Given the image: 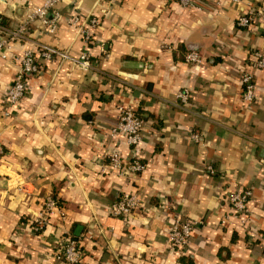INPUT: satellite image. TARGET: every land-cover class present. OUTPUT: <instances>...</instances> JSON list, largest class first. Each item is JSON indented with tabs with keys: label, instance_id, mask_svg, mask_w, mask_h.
<instances>
[{
	"label": "crops",
	"instance_id": "crops-1",
	"mask_svg": "<svg viewBox=\"0 0 264 264\" xmlns=\"http://www.w3.org/2000/svg\"><path fill=\"white\" fill-rule=\"evenodd\" d=\"M41 2L0 0V41ZM262 4L76 0L72 7L62 0L53 32L36 19L23 38L8 41L2 93L20 53L48 47L54 54L27 79L20 105L0 116V264H63L51 253L65 230L80 241L85 264H264V69L254 70L252 104L243 101L239 78L253 52H264V21L235 25L244 9ZM74 8L99 20L86 70L78 62L86 43L65 22ZM191 50L202 57L198 67L185 62ZM183 89L189 102L180 107ZM120 105L143 121L136 146L108 134ZM193 131L200 142L190 139ZM113 149L125 161L140 160L142 171L109 169L105 155ZM239 189L251 190L244 223L228 202ZM122 191L138 193L143 206L110 216L106 209ZM47 196L60 201L65 217L53 213L34 232ZM175 219L202 222L184 251L167 242Z\"/></svg>",
	"mask_w": 264,
	"mask_h": 264
},
{
	"label": "built area",
	"instance_id": "built-area-1",
	"mask_svg": "<svg viewBox=\"0 0 264 264\" xmlns=\"http://www.w3.org/2000/svg\"><path fill=\"white\" fill-rule=\"evenodd\" d=\"M41 4L31 9L30 14L17 29L6 31V39L0 41V56L7 57L6 49L3 52V47L10 40H17L24 37L28 25L38 19L44 24L50 32H53L61 18L58 9V4L62 0H41ZM233 3H239L240 0H230ZM74 6L76 0H69ZM182 7L194 6L197 0H178ZM264 21V4L244 9L236 18L235 25L237 27H249L256 20ZM66 25L71 29H75L85 43L93 42L94 30L99 24L97 16L81 15L76 9L71 10V13L66 16ZM102 48V45L100 44ZM10 46L7 45V49ZM39 57L43 60H48L54 54V50L48 47H40ZM2 50V51H1ZM34 49H27L20 53L16 58L20 66L12 81L7 85L5 92L0 91V116H8L9 109L20 105L23 99L28 95V87L26 81L29 77L39 73L40 66L36 62ZM91 52L86 45L84 51L80 53L78 62L80 66L86 70L91 67ZM185 62L191 66H199L202 62V57L198 51L191 50L185 53ZM252 66L250 69L243 71L240 75L241 97L248 105L252 104L256 99L257 83L254 70L264 69V52L254 51L250 61ZM176 99L180 107L187 106L189 102V90L183 89L177 91ZM118 121L109 131V136L115 138L118 134L123 136V143L127 146H136L143 138V121L139 118L131 107L120 105L117 106ZM190 139L194 142L201 141V135L197 131L190 133ZM0 145V155L2 154ZM105 158L109 169L119 175H135L142 171L144 164L134 158L131 161H125L118 149H113L106 153ZM211 170V167L208 166ZM251 196L250 189H239L230 192L228 202L230 209L234 214L241 215L242 222H245L246 213L248 212V202ZM143 206L142 197L136 192L122 191L118 198L113 201L106 209L107 213L113 217H126L132 212L139 210ZM57 213L62 219L65 214L62 207L57 204L55 198L47 196L42 207L37 213V216L32 221V230L34 232H42L48 225L50 215ZM227 219L222 220L226 222ZM201 221L191 219H175L167 232V242L170 249L176 251H184L195 227L201 225ZM51 257L63 264H85L83 261V250L80 241L74 238L68 231H63L62 235L57 239L54 252ZM264 259V251L262 253Z\"/></svg>",
	"mask_w": 264,
	"mask_h": 264
},
{
	"label": "trees",
	"instance_id": "trees-1",
	"mask_svg": "<svg viewBox=\"0 0 264 264\" xmlns=\"http://www.w3.org/2000/svg\"><path fill=\"white\" fill-rule=\"evenodd\" d=\"M86 45L90 48V47H92V42H87ZM40 51H41L40 47L37 48V49L35 50V55H36L35 58H36V62H37V64L40 66V68H39V73H40L41 71L44 70V65H45V63H46V62L42 59V57H39V53H40ZM134 113H135L139 118H141V116H140L136 111H134ZM55 199H56V201H57V204H58L59 206H61L60 201H59L57 198H55Z\"/></svg>",
	"mask_w": 264,
	"mask_h": 264
},
{
	"label": "water",
	"instance_id": "water-1",
	"mask_svg": "<svg viewBox=\"0 0 264 264\" xmlns=\"http://www.w3.org/2000/svg\"><path fill=\"white\" fill-rule=\"evenodd\" d=\"M77 230H79V228H77Z\"/></svg>",
	"mask_w": 264,
	"mask_h": 264
}]
</instances>
